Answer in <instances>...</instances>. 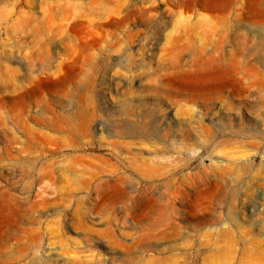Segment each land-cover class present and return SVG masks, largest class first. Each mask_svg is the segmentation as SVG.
Instances as JSON below:
<instances>
[{"label": "rangeland", "instance_id": "374dc122", "mask_svg": "<svg viewBox=\"0 0 264 264\" xmlns=\"http://www.w3.org/2000/svg\"><path fill=\"white\" fill-rule=\"evenodd\" d=\"M106 1L8 62L0 264H264V23L217 51L203 3L245 0Z\"/></svg>", "mask_w": 264, "mask_h": 264}, {"label": "bare ground", "instance_id": "6f19581e", "mask_svg": "<svg viewBox=\"0 0 264 264\" xmlns=\"http://www.w3.org/2000/svg\"><path fill=\"white\" fill-rule=\"evenodd\" d=\"M22 2L30 8L25 9L24 7H20V3ZM124 2L125 1L123 0H107L102 6H98V9L101 11H98L96 14L101 12L109 15L117 14L121 11ZM263 5L264 0H245L244 5L238 4L234 6V8L232 7V11L229 12L232 6L231 1L226 3L215 2V4L212 2H205L203 3V7L214 12L215 15H201L198 17L197 22L205 24L206 29H208L210 33L219 34L220 39L219 42L216 43V50L222 51L223 46L229 37V32L234 30L237 33L241 29V24H243V22L239 24L240 20L244 19L248 23V26H252L258 20L264 23ZM243 8L247 9L248 12V14L245 13V16H242ZM77 13H79L78 0H0V27H3V30L5 31L4 33L10 38H13V36H19L16 44H9L8 47L11 45L10 48L12 50L4 49L8 43L0 36V50L2 49L0 51V123L4 124L6 121V117L3 116V113L12 115V104L16 101V95L13 96L7 94L8 92L5 93L8 90H15L16 87L15 76L18 71V69H16L17 66L11 67L8 64V62L11 61L15 50L23 54L26 48L35 47L36 51L33 54V57L40 62L42 60L45 62L44 59H48V55L51 52H49L50 45L53 44L55 35L61 32L64 27L63 20L66 18L76 20L78 18ZM229 14H232L233 17L229 16ZM97 16H99V14ZM193 25L194 24L189 23V29H193L195 27V25ZM259 39V44L264 46V29L259 33ZM30 50L28 49V51ZM69 50L75 51V46L72 45ZM26 53L27 51L24 53V56L27 57L28 55ZM91 53H89L88 56H90ZM30 54L31 53H29V55ZM29 60L31 61L30 57ZM33 62L34 61H32L31 64H33ZM6 116L8 115L6 114ZM13 139H15V137H13ZM5 152L8 153V147ZM9 199L11 200V198ZM12 222L13 223L8 224L7 230H5L7 231L5 232L7 237H11L15 227L19 225L17 217L13 219Z\"/></svg>", "mask_w": 264, "mask_h": 264}]
</instances>
